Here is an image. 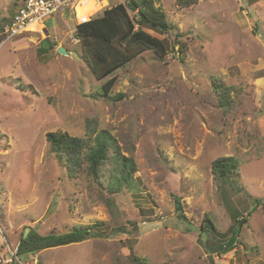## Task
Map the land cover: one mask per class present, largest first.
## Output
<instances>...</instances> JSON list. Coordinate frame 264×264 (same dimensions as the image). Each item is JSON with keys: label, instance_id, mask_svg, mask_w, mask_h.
I'll return each instance as SVG.
<instances>
[{"label": "rangeland", "instance_id": "rangeland-1", "mask_svg": "<svg viewBox=\"0 0 264 264\" xmlns=\"http://www.w3.org/2000/svg\"><path fill=\"white\" fill-rule=\"evenodd\" d=\"M158 2L171 29L143 27L167 56L142 44L102 96L110 77L94 76L74 22L55 15L42 22L48 35L6 40L22 0H0V264H264V0ZM46 40L55 46L42 52ZM101 131L134 159V190L110 195L84 170L69 177L46 139ZM221 157L239 162L225 193L211 169ZM236 217L248 219L238 236ZM80 227L92 238L16 255L26 228L49 235Z\"/></svg>", "mask_w": 264, "mask_h": 264}, {"label": "trees", "instance_id": "trees-1", "mask_svg": "<svg viewBox=\"0 0 264 264\" xmlns=\"http://www.w3.org/2000/svg\"><path fill=\"white\" fill-rule=\"evenodd\" d=\"M177 2L185 7L193 4L190 0H177ZM128 11L136 14L137 23L133 22ZM143 26L156 29L160 33H166L171 29L158 0H125L124 4L111 7L104 11L102 16L76 27L77 37L94 76L98 80L110 77L101 86L100 95L109 96L117 80L112 75L145 50L142 44L154 49L160 58L167 56L168 50L164 41L145 31ZM118 41L121 45H125L124 50L115 46ZM54 46L55 44H50L48 50ZM41 50L42 52L47 51L44 47ZM215 89L219 95L220 106H228L227 88L223 84H217ZM123 96L119 95L120 98ZM92 135L90 133L89 138L85 140L67 133L50 132L47 133L46 139L52 153L66 169L69 177L75 178L84 170L110 195H117L125 190H134V174L137 172L134 159L121 152L116 139L109 132L101 131L95 138ZM93 138L94 140H91ZM211 169L215 179L219 182V190L223 193L226 192V185H232L234 183L232 179L239 176V162L233 157L216 159L213 161ZM175 203L180 213L179 216L184 218L180 199H176ZM260 205V201L256 200L255 209ZM207 220L208 228L214 230L213 222L209 218ZM235 220L238 224L234 234L238 236V226L247 222L248 219L239 220L236 217ZM24 233L20 236L17 248V257L21 260L22 257L36 255L47 249L82 243L93 236L89 228L83 227L64 234L41 235L35 229H31L27 237H24ZM235 240L232 237L225 247L233 246ZM133 264L148 263L145 259L135 258Z\"/></svg>", "mask_w": 264, "mask_h": 264}, {"label": "built area", "instance_id": "built-area-1", "mask_svg": "<svg viewBox=\"0 0 264 264\" xmlns=\"http://www.w3.org/2000/svg\"><path fill=\"white\" fill-rule=\"evenodd\" d=\"M88 1L89 0H22V5L4 26L3 34L6 36V40L12 39L22 34L34 32L30 31L29 28L37 24L41 25L42 29L36 31V33L43 35L47 29L42 22L55 15H60V17L63 18L68 17L77 27L102 16L104 11L110 7L108 0H106L108 4L98 11H92L88 5H85L84 12L80 13L79 8ZM94 1L100 3L102 0ZM14 262L15 261L11 258L6 261V264H14ZM16 262L20 263L18 259H16Z\"/></svg>", "mask_w": 264, "mask_h": 264}, {"label": "crops", "instance_id": "crops-1", "mask_svg": "<svg viewBox=\"0 0 264 264\" xmlns=\"http://www.w3.org/2000/svg\"><path fill=\"white\" fill-rule=\"evenodd\" d=\"M91 2H92V4H93V6H92V4H91ZM87 4H88V7L90 8V10H92V11H98L99 9H101L102 7H104V6H106L108 3H107V1L106 0H103V1H101L100 3H98V2H95L94 0H89L88 2H87ZM81 9H85V8H83V6L80 8V10Z\"/></svg>", "mask_w": 264, "mask_h": 264}, {"label": "water", "instance_id": "water-1", "mask_svg": "<svg viewBox=\"0 0 264 264\" xmlns=\"http://www.w3.org/2000/svg\"><path fill=\"white\" fill-rule=\"evenodd\" d=\"M45 33H46V35L49 34L48 31H45ZM43 47H44V49H48V48H49V42H48L47 40L44 41V43H43ZM58 52H59L61 55H64V56H68V55H69V53H68L63 47H59V48H58ZM29 232H30V229L27 228L26 231H25V233H24V237H27V235L29 234Z\"/></svg>", "mask_w": 264, "mask_h": 264}, {"label": "bare ground", "instance_id": "bare-ground-1", "mask_svg": "<svg viewBox=\"0 0 264 264\" xmlns=\"http://www.w3.org/2000/svg\"><path fill=\"white\" fill-rule=\"evenodd\" d=\"M91 4H92V2H91ZM85 5H88L87 3L86 4H84L83 5V8H85ZM92 6H93V4H92ZM94 7V6H93ZM80 9V8H79ZM80 13H82V12H84V10L83 9H81L80 11H79ZM37 26H39V29L41 30L42 29V26L41 25H37V24H34V25H32V26H30V31H34V32H36L38 29H37ZM39 31V30H38Z\"/></svg>", "mask_w": 264, "mask_h": 264}]
</instances>
